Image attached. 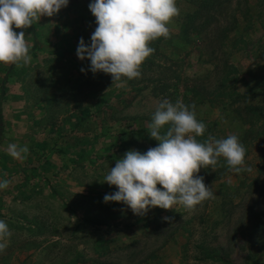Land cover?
Segmentation results:
<instances>
[{
	"label": "rangeland",
	"instance_id": "obj_1",
	"mask_svg": "<svg viewBox=\"0 0 264 264\" xmlns=\"http://www.w3.org/2000/svg\"><path fill=\"white\" fill-rule=\"evenodd\" d=\"M92 2L24 30L30 63H0V181H11L0 220L12 233L0 264H264V0H176L170 36L123 87L77 55L97 27ZM164 99L195 105L199 141L237 135L252 170L220 157L198 173L214 198L137 215L104 201L118 191L104 178L127 151L159 144L142 129ZM11 143L29 152L14 159Z\"/></svg>",
	"mask_w": 264,
	"mask_h": 264
},
{
	"label": "clouds",
	"instance_id": "obj_2",
	"mask_svg": "<svg viewBox=\"0 0 264 264\" xmlns=\"http://www.w3.org/2000/svg\"><path fill=\"white\" fill-rule=\"evenodd\" d=\"M68 3L69 0H0V63L17 67L30 63V45L24 30L42 16L59 13ZM89 8L97 27L90 46L80 39L77 55L91 61L92 72L111 74L116 87L124 86V78L141 76V65L155 51L150 42L168 38L167 25L180 14L176 0H93ZM14 28L23 30L17 32ZM166 125L169 127L162 134ZM205 131L206 125L197 119L194 104L190 110L182 100L172 103L164 99L149 126L151 138L159 144L145 153L129 150L110 167L104 181L117 186L118 191L106 194L104 201L124 202L137 215L146 214L150 207L170 210L176 205L193 211L214 198L212 188L198 175L201 168L214 169L218 158L223 157L236 173L252 170L245 165L246 148L237 135L220 139L209 135L199 141L197 137ZM7 151L14 159H20L29 148L11 143ZM10 183L0 181V189L8 188ZM163 219L171 221L173 217ZM11 235L7 223L0 220V252L7 248L6 238Z\"/></svg>",
	"mask_w": 264,
	"mask_h": 264
},
{
	"label": "trees",
	"instance_id": "obj_3",
	"mask_svg": "<svg viewBox=\"0 0 264 264\" xmlns=\"http://www.w3.org/2000/svg\"><path fill=\"white\" fill-rule=\"evenodd\" d=\"M204 4H206V3H203V4H199L198 5V8L192 13V14H189V16H191V18L192 17H195L196 15H198L199 13H201V12H203L205 9H206V5L205 6H203ZM191 21V20H190ZM188 27H186V29H187ZM151 47V46H150ZM156 48V51H158V48H157V46H155ZM104 72H102L101 74H103ZM146 120H148V119H146ZM149 121H152V119L151 120H149ZM144 125V124H143ZM149 126L150 125H148L147 127H144L142 130H144V131H147V132H149Z\"/></svg>",
	"mask_w": 264,
	"mask_h": 264
}]
</instances>
